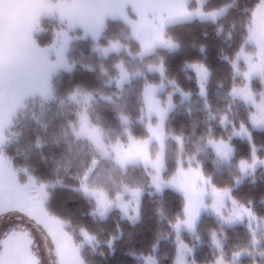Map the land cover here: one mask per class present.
I'll use <instances>...</instances> for the list:
<instances>
[{
	"label": "trees",
	"instance_id": "16d2710c",
	"mask_svg": "<svg viewBox=\"0 0 264 264\" xmlns=\"http://www.w3.org/2000/svg\"><path fill=\"white\" fill-rule=\"evenodd\" d=\"M196 1L190 3L191 10ZM198 1L203 2L204 12L223 8L226 12L215 22L195 19L166 27L164 36L172 49L156 48L139 57V44L120 20L107 21L97 41H72L66 56L70 70L53 77L48 100L35 99L16 116L7 144L0 149L21 182L27 174L47 186L45 209L65 223L74 242L82 245L80 255L85 264H145L147 258L157 264H174L180 242L191 249L190 264H214L220 254L229 264L261 262L250 257L233 260L236 253L254 251L253 237L245 224L225 227L215 217L202 215L193 234L177 235L174 225L183 220L185 208L181 194L171 189L154 193L142 165L119 168L109 160L97 162L90 142L76 137L78 115L84 109L106 143L145 139L143 89L148 84H165L166 90L159 97L164 99L171 93L175 108L164 123L168 139L163 180L173 176L179 160L194 157L211 185L229 189L233 200L264 220V163H257L248 175L240 168L241 161L252 163L253 152L264 161V128H253L251 107L231 97L233 89L243 82L235 74V64L241 52L250 50L246 41L261 0ZM115 42L121 50L104 52ZM37 43L49 45L50 33L39 35ZM119 65L127 75L120 87ZM191 65H200L208 72L204 97L199 95ZM260 81L256 78L250 83L253 92H264ZM184 94L189 97L182 99ZM85 97L90 98L88 103L79 102ZM210 140L229 144L230 157H217ZM93 162H97L96 170L86 180ZM83 181L102 188L108 198L124 188L141 190L136 219L123 218L118 209L103 218L96 216L95 201L79 190ZM213 234L220 248L213 242ZM255 251L264 253V242Z\"/></svg>",
	"mask_w": 264,
	"mask_h": 264
},
{
	"label": "rangeland",
	"instance_id": "374dc122",
	"mask_svg": "<svg viewBox=\"0 0 264 264\" xmlns=\"http://www.w3.org/2000/svg\"><path fill=\"white\" fill-rule=\"evenodd\" d=\"M34 2L35 0H30V2H25V0H0V20H7L15 25L27 23L31 15V3ZM47 2L53 6H74V14L83 17L87 28L81 26L79 23L70 24L69 18L67 16L62 17L57 11L41 15L35 21L31 30V39L35 42V46L29 45L26 48L24 60L17 67L7 70L0 77V149L7 144V134L16 116L25 109L29 102L35 99L48 100L51 94V81L53 77L70 70L71 65L66 56L72 41L79 38H91L97 41L107 21L120 20L128 25L132 38L139 44L140 51L138 56L145 57L156 48L172 49L173 45L164 36L166 27L195 19L215 22L226 12V8L204 12L202 9L203 2L198 0L196 1V8L192 10L189 8L192 0H47ZM262 8H264V3L261 0L253 12L251 27L246 41V46L250 50L241 52L238 55L237 64H235V74L242 77L243 82L231 92L233 99L241 100L251 107V122L255 129L264 128V124L253 122V117L262 116L261 109H264V92L263 90L253 92L250 89V83L252 80L259 78L261 79L260 82L263 88L264 75L260 71H256L246 78L244 74L249 72V63L253 65L259 64L264 67V56L258 55L261 49L257 43L258 40L264 37V13L254 15L257 9ZM181 10L190 15H179L178 13ZM211 13H215V16L209 15ZM141 15L144 17V23L138 27ZM100 18H102L103 22L102 26L98 28L97 21ZM162 21L163 23H161ZM46 24L49 26L47 29L44 28ZM46 32L50 33L51 43L47 46H41L37 43V37ZM158 34L164 43L156 40ZM254 34L255 38H253ZM147 44H151V47L146 49L145 45ZM119 50H121V45L115 42L105 48L104 52H118ZM246 57H250V61L246 60ZM240 63L242 64L241 68L238 66ZM50 65H55V67L50 68ZM194 66L200 65H191L190 68L196 73L199 95L204 97L208 72L206 71L207 76L205 78L197 70V67ZM119 67L118 87L122 86L127 80L123 67L121 65ZM154 70L161 72L159 68H154ZM165 87V84H148L143 89V100L145 103L143 120L148 132L145 139L135 140L129 138L126 143L120 141L106 143L103 140L101 130L90 123L84 109L78 115L76 137L90 142L95 154L98 156L97 162L109 160L119 168H125L128 165H142L147 170L150 178V187L154 193H160L163 189H171L181 194L185 199L184 193L170 185L168 181L177 177L181 169L187 170L189 167L200 168V165L194 157L181 159L173 176L168 180H163L162 178L165 142L168 139V136L164 132V123L170 112L175 108L171 93H167L164 99L159 97L161 93L165 92ZM243 89H247L250 97L245 98V96L240 94V90ZM188 97V95H182V99ZM89 99V97L81 98L79 102L82 104L88 103ZM210 145L216 156L221 160H227L230 157L231 152L227 159L222 158L217 154L213 145ZM227 145L229 146V144ZM256 167L257 163L254 168L243 171V174L248 175L252 173ZM157 175L164 182L159 191H157L153 182V178ZM46 187L45 185L38 184L35 179L27 174H25L24 182H21L18 178V171L13 168L9 159L0 153V239L9 232L23 226L29 231L30 236L36 243V256L40 264H85L80 255L82 245L74 242V238L67 231L65 223L46 211L44 206ZM204 187L207 188L208 186L204 185ZM79 190L95 201L96 210L94 213L100 218L105 217L113 209L120 210L122 217L130 221H134L137 217L140 197L142 195L141 190H139L138 199H134L132 195V192L138 189L124 188L121 193L115 195L113 198H108V195L102 188L96 187L95 184L86 181L82 182ZM232 200L228 198L224 200L221 214L225 217L229 215L233 208ZM101 201L107 203L108 206L102 208ZM211 203L212 196L209 192L204 197V204L210 205ZM123 205H126V211L122 207ZM237 205L240 204L237 203ZM242 206L249 209L244 205ZM202 215L215 217L225 227L245 224L250 230L253 240L255 239L257 242L253 243L254 251L241 253L239 256H234L233 260L239 261L245 257L258 258L261 259V262L257 264H264V254L255 251L264 242L263 219L255 217L254 220H250L248 216H244L242 220L226 222L210 207H203L200 209L192 229L181 224L179 230L176 227L174 228L175 233L177 235L184 232L193 234L196 224ZM176 238L178 239V236ZM181 244L183 243L180 242L177 246L174 264H177L181 251H183L185 264H190L191 249L183 244L186 247L181 250ZM220 258L223 259L222 254L219 255L218 259ZM218 259L214 264H217ZM223 261L224 264H229L224 259ZM145 264L157 263L155 259L147 258Z\"/></svg>",
	"mask_w": 264,
	"mask_h": 264
},
{
	"label": "snow or ice",
	"instance_id": "6c2138e0",
	"mask_svg": "<svg viewBox=\"0 0 264 264\" xmlns=\"http://www.w3.org/2000/svg\"><path fill=\"white\" fill-rule=\"evenodd\" d=\"M25 2H30V0H25ZM262 3H264V0H262ZM73 7L74 6L67 5L53 6L48 3L47 0H35L34 3H31V15L27 23L23 25H15L7 20H0V77H2L7 70L17 67L24 60L26 48L29 45L33 47L35 46V42L31 39V30L33 24L39 18V16L51 14L53 11H57L62 17L67 16L69 18L70 24L79 23L81 26L87 28L86 21L83 19V17L74 14ZM262 13H264V8L257 9V12L254 13V15H259ZM178 14L190 15L183 10H181ZM200 14L204 15L203 13ZM209 15L214 17L215 13H211ZM102 22V18L97 21L98 28L99 26H102ZM143 23L144 17L141 15V20L138 27L142 26ZM161 23H163V21ZM253 38H255V34L253 35ZM156 40L164 43L159 34L157 35ZM257 43L261 49L258 55L264 56V37L258 40ZM149 47H151V44L145 45L146 49ZM250 59V57H246V60L250 61ZM54 67L55 65H50V68ZM194 67H197V70L201 73V75L206 78L207 72L202 66ZM256 71H260L261 74L264 75V67L259 64L253 65L249 63V72H246L244 75L246 78H248ZM240 94L245 96V98L250 97V93L247 92V89L240 90ZM261 111V117H253L254 123L264 124V109H261ZM209 143L213 145L218 155L224 159L228 158L231 149L225 142H215L210 140ZM256 163H264V161L258 160V158L255 156V153L253 152L252 163H248L246 161L240 162L241 171L243 172L249 168H254ZM153 182L157 191L161 190V186L164 182L160 179L159 175L153 178ZM168 183L182 191L186 200L184 208L185 219L182 221L179 219L177 220V223L174 225L177 230H179L181 224L188 227L189 229H192L194 227V222L199 215V211L203 207H210L217 215L221 216V219H224L226 222L242 220L244 216H248L250 220L255 219L254 215L249 209L243 207L242 205H237L235 200H232L233 208L229 215L227 217L223 216L221 214V209L224 207L225 198L232 199L230 196V190L226 188L219 189L211 185L210 181L204 177L199 167H189L187 170L181 169L177 177H174L172 180L168 181ZM204 185H207L208 187L205 188ZM209 192L212 196V203L210 205H205L204 197L208 195ZM132 195L134 199H138L139 190L133 191ZM107 206V203L101 201L102 208H106ZM122 207H124L126 211V205H123ZM85 236L87 239H91V237H87V234H85ZM213 242L217 245V247H220L219 241L215 239V234H213ZM256 242L257 241L254 239L253 243ZM185 247L186 246L183 244L180 245L181 250H183ZM235 255L239 256L240 253H236ZM177 264H185L183 251H181L178 257ZM217 264H224L223 259H218Z\"/></svg>",
	"mask_w": 264,
	"mask_h": 264
},
{
	"label": "water",
	"instance_id": "95a60500",
	"mask_svg": "<svg viewBox=\"0 0 264 264\" xmlns=\"http://www.w3.org/2000/svg\"><path fill=\"white\" fill-rule=\"evenodd\" d=\"M97 162H93L87 172L86 180L95 172ZM36 246L29 231H11L0 239V264H40L33 252Z\"/></svg>",
	"mask_w": 264,
	"mask_h": 264
},
{
	"label": "flooded vegetation",
	"instance_id": "af4514ba",
	"mask_svg": "<svg viewBox=\"0 0 264 264\" xmlns=\"http://www.w3.org/2000/svg\"><path fill=\"white\" fill-rule=\"evenodd\" d=\"M25 230H26V228L21 226V227H19V229H16L15 231H25ZM33 252H34V254L36 256V246L33 247Z\"/></svg>",
	"mask_w": 264,
	"mask_h": 264
}]
</instances>
